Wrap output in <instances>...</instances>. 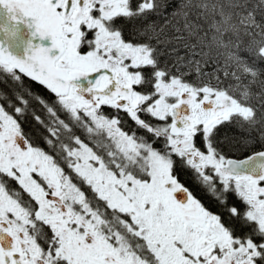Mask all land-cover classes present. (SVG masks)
<instances>
[{
	"label": "snow or ice",
	"instance_id": "obj_1",
	"mask_svg": "<svg viewBox=\"0 0 264 264\" xmlns=\"http://www.w3.org/2000/svg\"><path fill=\"white\" fill-rule=\"evenodd\" d=\"M0 264H264V0H0Z\"/></svg>",
	"mask_w": 264,
	"mask_h": 264
}]
</instances>
